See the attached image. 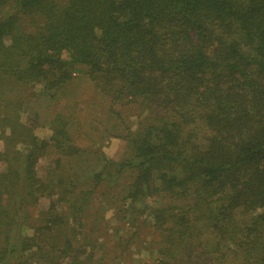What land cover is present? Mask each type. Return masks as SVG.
Segmentation results:
<instances>
[{
	"label": "trees",
	"instance_id": "trees-1",
	"mask_svg": "<svg viewBox=\"0 0 264 264\" xmlns=\"http://www.w3.org/2000/svg\"><path fill=\"white\" fill-rule=\"evenodd\" d=\"M76 66L116 158L78 145V105L45 140L20 121L22 90L54 99ZM0 135V264H264V0H0Z\"/></svg>",
	"mask_w": 264,
	"mask_h": 264
},
{
	"label": "rangeland",
	"instance_id": "rangeland-1",
	"mask_svg": "<svg viewBox=\"0 0 264 264\" xmlns=\"http://www.w3.org/2000/svg\"><path fill=\"white\" fill-rule=\"evenodd\" d=\"M20 27L23 29H31L33 28V25H30L29 19L21 18ZM74 69L72 82L67 87L64 86L65 88L63 87L54 99L42 95L38 88L32 91L33 94H30L26 89L22 90L20 94L22 98H25V101L22 102L21 97H18L22 103L19 114L20 121L30 126L33 133L38 138L45 140L49 138L51 133L49 129L50 119L57 112L68 115V110H73L75 109V105H78V108L73 111L74 115L72 116L76 124L83 126L86 121H91L92 123L95 121L94 125L97 127L96 129L89 128L90 130H87L88 136L83 133V130H76V133L79 135V138L76 139L78 145H83L86 142V139L98 141V148L105 153L106 157L116 158L120 147H118V140L109 136V133H115V131L112 129L109 130L111 123L105 111L106 105H108L105 96L93 85V83L86 79L84 67L76 66ZM135 120V117L132 116L130 120L127 121V123H129L128 125L133 126ZM99 121L102 123L97 124L96 122ZM3 145L4 141L0 135V151L3 148ZM46 163L47 161L44 158L39 159L37 162L36 168L39 175L45 174L44 172H46L47 169ZM0 170H5V163L3 161H0ZM157 201L159 205L161 198ZM152 202V199L148 200V204ZM48 205V198H40L36 209L37 211L44 210L48 208ZM93 212H96L95 209ZM93 215L94 218L91 220V224L93 228L96 229L97 233L101 234L105 232V234H101L104 239L105 235L109 234L107 238L111 236V241H116L118 235L114 234L112 231V228H115L116 226L114 220L116 216H114L112 209L108 208L105 211L104 207H102V212H96V214L93 213ZM26 232L30 233V230L26 229ZM145 239L146 241H150L151 235H147ZM150 254L151 253L147 249L142 247L139 252H132L131 256H128L125 261H131L132 263L137 262L139 259H145L146 261Z\"/></svg>",
	"mask_w": 264,
	"mask_h": 264
}]
</instances>
